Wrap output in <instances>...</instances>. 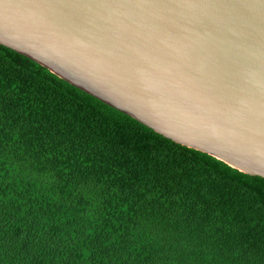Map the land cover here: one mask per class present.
Segmentation results:
<instances>
[{"label":"trees","instance_id":"obj_1","mask_svg":"<svg viewBox=\"0 0 264 264\" xmlns=\"http://www.w3.org/2000/svg\"><path fill=\"white\" fill-rule=\"evenodd\" d=\"M0 264H264V178L0 45Z\"/></svg>","mask_w":264,"mask_h":264},{"label":"water","instance_id":"obj_2","mask_svg":"<svg viewBox=\"0 0 264 264\" xmlns=\"http://www.w3.org/2000/svg\"><path fill=\"white\" fill-rule=\"evenodd\" d=\"M0 45L264 178V0H0Z\"/></svg>","mask_w":264,"mask_h":264}]
</instances>
